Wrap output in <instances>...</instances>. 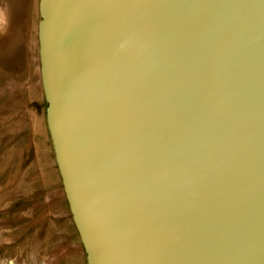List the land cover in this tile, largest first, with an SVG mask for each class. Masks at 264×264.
I'll return each instance as SVG.
<instances>
[{"label": "water", "instance_id": "95a60500", "mask_svg": "<svg viewBox=\"0 0 264 264\" xmlns=\"http://www.w3.org/2000/svg\"><path fill=\"white\" fill-rule=\"evenodd\" d=\"M45 122L87 264H264V0H38Z\"/></svg>", "mask_w": 264, "mask_h": 264}, {"label": "rangeland", "instance_id": "374dc122", "mask_svg": "<svg viewBox=\"0 0 264 264\" xmlns=\"http://www.w3.org/2000/svg\"><path fill=\"white\" fill-rule=\"evenodd\" d=\"M38 0H0V264H87L45 122Z\"/></svg>", "mask_w": 264, "mask_h": 264}]
</instances>
